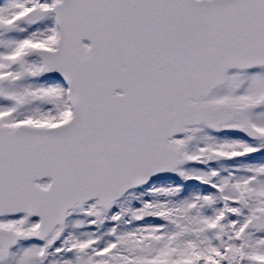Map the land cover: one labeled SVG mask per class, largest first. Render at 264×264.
<instances>
[{"label": "snow or ice", "instance_id": "1", "mask_svg": "<svg viewBox=\"0 0 264 264\" xmlns=\"http://www.w3.org/2000/svg\"><path fill=\"white\" fill-rule=\"evenodd\" d=\"M0 264H264V0H0Z\"/></svg>", "mask_w": 264, "mask_h": 264}]
</instances>
